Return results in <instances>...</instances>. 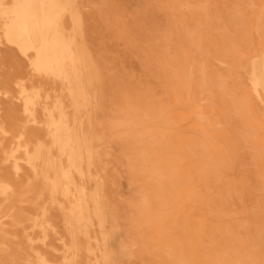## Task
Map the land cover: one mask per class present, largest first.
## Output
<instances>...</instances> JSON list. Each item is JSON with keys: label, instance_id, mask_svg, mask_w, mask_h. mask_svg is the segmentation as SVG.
Listing matches in <instances>:
<instances>
[{"label": "bare ground", "instance_id": "6f19581e", "mask_svg": "<svg viewBox=\"0 0 264 264\" xmlns=\"http://www.w3.org/2000/svg\"><path fill=\"white\" fill-rule=\"evenodd\" d=\"M159 1L169 12L173 0ZM207 1L181 0L177 15L203 26L197 40L213 50L211 61L185 45L182 20L170 18L180 37L164 51L156 34H137L127 7L111 4L120 39L154 54L163 94L149 87L139 98L100 61L93 30L102 22L91 0H0V264H264V211L254 216L249 208L237 234L226 220L229 192L248 209L253 188L245 179L233 184L221 157L208 163L209 146L225 136L216 124L203 130L202 113L177 96L195 69L228 88L216 102L225 100L256 136L264 125V116L253 122L251 114L264 115V3L255 18L259 43L245 51L242 40L253 41L246 34L216 38L201 12ZM226 42L240 48L236 56ZM227 67L242 79L236 88ZM239 83L248 100H226ZM117 113L139 117L138 126L119 127ZM184 120L207 140L199 152L178 127ZM118 151L130 154V164H118Z\"/></svg>", "mask_w": 264, "mask_h": 264}, {"label": "rangeland", "instance_id": "374dc122", "mask_svg": "<svg viewBox=\"0 0 264 264\" xmlns=\"http://www.w3.org/2000/svg\"><path fill=\"white\" fill-rule=\"evenodd\" d=\"M92 1V14L95 18L101 20V30H93V34L97 39L96 48L100 54V61L105 65H111L117 74V78L125 84L124 93L128 92L134 97H139L146 92L149 87H153L156 97H161L163 94V86H161L152 70L151 61L154 57L153 51L147 46L148 44L138 47L136 50L129 49L128 44L120 39L119 35L115 32V27L111 23L114 18L120 16L116 7H111L114 0H91ZM121 4L129 9L132 13L134 20L137 22V34L144 40L150 38L153 34L159 38L155 45L159 44L163 47L164 51L173 49L176 43L175 39L180 37L175 35L174 28L170 23V18L173 16L176 20H182L183 31L185 38L191 50L197 54L200 59H207L211 61L214 53L210 49L208 53L199 46L197 36L203 31L202 27H190L189 23L177 15V9L183 5L181 0H173L172 8L167 12L159 8L161 5L159 0H119ZM199 0H190L191 3L198 2ZM264 0H208L202 8L203 16L215 27V36L219 40L221 38H230L232 36L238 37L246 34L247 39H253L249 42L246 39L242 43L246 48L243 50H254L259 43V35L254 28L256 27V17L263 13ZM187 8V7H186ZM193 12L187 8L188 15ZM97 25L95 21V26ZM244 37V36H243ZM227 48L233 56H236L240 50L238 46H233L229 42ZM137 45V44H135ZM182 45V46H185ZM213 46V45H211ZM161 52L159 51V54ZM166 53V52H165ZM158 54V55H159ZM157 66L155 65V71ZM227 81L236 88L238 78L242 80L235 72L229 67ZM175 92V91H174ZM178 92V90H177ZM217 93H228V88L221 89L217 87L215 81L210 80L207 76H199L195 69L190 73L187 80L185 90L180 95L183 100V106L186 109H191L190 106L196 108V111L202 113L203 130H208L214 127L217 128L225 136V142H216L215 149L209 146V149L214 152L215 156L210 155L209 162L213 166L216 165L218 159H223V165L231 171L230 181L234 184L235 178L245 179L247 184L252 188L251 201L248 209L241 205V195L238 192H229V200L233 206L229 207V213L226 215V220L229 221L230 228L237 234L241 228L239 225L245 223L247 210L249 208L253 215H258L259 212L264 211V177L261 175L262 166L264 165V125L259 124L256 130V136L253 129H249L240 124L239 120L242 119L236 111L227 108L225 100L216 102ZM232 98L225 99L232 101L234 96L242 97L248 100L247 89L244 85H238L237 89L232 92ZM146 101V99H142ZM108 101L114 103L115 97H109ZM133 112L132 108H129ZM253 122L261 121L262 114L252 112ZM166 113L163 111L159 120H166ZM118 126H130L136 128L138 126L139 117H130L125 113H117L116 115ZM157 121V120H156ZM143 125L147 122L141 119ZM264 122V121H263ZM184 128L178 126L182 132L186 133V137L193 144L195 152L200 151L199 140L202 141V146L205 147L207 140L201 137V133L193 132V129L188 126L187 120L183 121ZM115 130L117 128L115 127ZM155 133L163 134L165 130L155 129ZM191 131V132H189ZM156 135V134H155ZM258 138V141L256 140ZM197 149V150H196ZM222 151L223 154H219ZM130 154L125 152H117L115 157L119 160L118 164L128 165V156ZM202 156V154H200ZM120 176V175H119ZM121 177V176H120ZM137 201V197L134 199ZM239 210L243 213H240ZM167 212V210H165ZM248 224V223H247Z\"/></svg>", "mask_w": 264, "mask_h": 264}]
</instances>
